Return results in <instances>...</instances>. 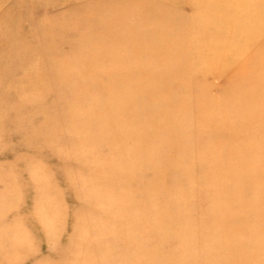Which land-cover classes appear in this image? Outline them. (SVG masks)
<instances>
[{
	"label": "rangeland",
	"instance_id": "1",
	"mask_svg": "<svg viewBox=\"0 0 264 264\" xmlns=\"http://www.w3.org/2000/svg\"><path fill=\"white\" fill-rule=\"evenodd\" d=\"M263 196L264 0H0V264H264Z\"/></svg>",
	"mask_w": 264,
	"mask_h": 264
},
{
	"label": "bare ground",
	"instance_id": "2",
	"mask_svg": "<svg viewBox=\"0 0 264 264\" xmlns=\"http://www.w3.org/2000/svg\"><path fill=\"white\" fill-rule=\"evenodd\" d=\"M177 109V108H176ZM228 121V120H227ZM240 124V122H239ZM264 197V196H263ZM260 206V205H259ZM254 207H256V204L254 205ZM259 214H260V207L256 208L254 213L250 215V218H253V217H256L255 219L256 220H259L260 217H259ZM254 219V218H253Z\"/></svg>",
	"mask_w": 264,
	"mask_h": 264
}]
</instances>
